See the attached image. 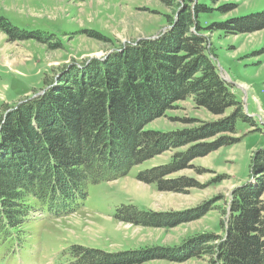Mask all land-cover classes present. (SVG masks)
<instances>
[{
  "label": "trees",
  "instance_id": "1",
  "mask_svg": "<svg viewBox=\"0 0 264 264\" xmlns=\"http://www.w3.org/2000/svg\"><path fill=\"white\" fill-rule=\"evenodd\" d=\"M194 8L179 12L174 27L155 39L125 45L78 67L68 66L57 80L44 79L42 94L2 107L0 232L22 225L37 211L35 203L38 208L47 205L50 213L58 211L56 215L71 212L86 198L90 185L124 177L132 167L167 148L186 145L168 164L144 170L136 178L161 191L184 193L198 188L193 179L167 177L187 169L199 173L189 165L192 160L238 143V120L255 126L219 76L199 32L195 18L206 8ZM261 17L239 19L231 25L218 23L209 30L229 35L251 33L264 29V24L247 30L242 26L264 21V15ZM5 25L3 32L13 40L33 38ZM187 99L213 116L230 111L217 122L172 135L143 129L157 113ZM250 160L251 180L231 191L225 218L219 223L222 234H205L197 244L198 239L191 240L184 246L193 243L191 248L181 252L185 258L211 255L214 264H264V150L256 151ZM222 179L224 176H218L210 182ZM180 217L125 205L113 214L115 220L145 227H169L189 220ZM73 253L78 264H107L111 260L99 251L81 247L74 246ZM142 256L133 252L120 258L143 263L145 260L139 261Z\"/></svg>",
  "mask_w": 264,
  "mask_h": 264
},
{
  "label": "rangeland",
  "instance_id": "2",
  "mask_svg": "<svg viewBox=\"0 0 264 264\" xmlns=\"http://www.w3.org/2000/svg\"><path fill=\"white\" fill-rule=\"evenodd\" d=\"M197 6L206 8L195 19L219 76L255 126L238 120V143L192 160L189 165L199 173L187 169L169 175V179L186 177L200 185L184 193L158 190L136 176L168 164L186 145L165 149L124 177L90 185L86 198L67 214L50 213L47 205L38 208L35 203L37 211L22 225L0 232V264H78L74 246L107 255L111 258L107 264H214L211 255L185 258L181 252L191 248L193 243L184 248L191 240L198 239L197 244L205 234H222L219 223L225 218L230 193L251 180L250 159L264 150V29L229 35L209 28L239 19L262 20L264 0H0V111L4 105L15 106L42 94L44 79L57 80L68 66L78 67L125 45L155 39L174 27L179 12ZM263 22L242 28L253 29ZM5 24L33 38L13 40L3 32ZM229 111L213 116L187 99L157 113L143 129L172 135L217 122ZM218 176L224 179L211 184ZM121 205L189 220L169 227L133 225L113 218ZM133 252L143 256L146 252L139 260L145 261L120 258Z\"/></svg>",
  "mask_w": 264,
  "mask_h": 264
},
{
  "label": "water",
  "instance_id": "3",
  "mask_svg": "<svg viewBox=\"0 0 264 264\" xmlns=\"http://www.w3.org/2000/svg\"><path fill=\"white\" fill-rule=\"evenodd\" d=\"M38 94L34 95L33 97L37 96Z\"/></svg>",
  "mask_w": 264,
  "mask_h": 264
}]
</instances>
